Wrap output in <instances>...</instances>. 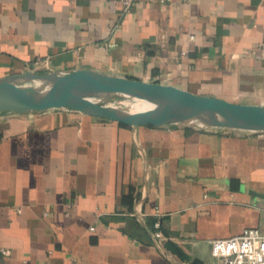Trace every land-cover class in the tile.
Returning a JSON list of instances; mask_svg holds the SVG:
<instances>
[{
    "label": "crops",
    "instance_id": "1",
    "mask_svg": "<svg viewBox=\"0 0 264 264\" xmlns=\"http://www.w3.org/2000/svg\"><path fill=\"white\" fill-rule=\"evenodd\" d=\"M47 58L264 106V0H0V81ZM249 228L264 130L0 114V264H216L209 241Z\"/></svg>",
    "mask_w": 264,
    "mask_h": 264
},
{
    "label": "water",
    "instance_id": "2",
    "mask_svg": "<svg viewBox=\"0 0 264 264\" xmlns=\"http://www.w3.org/2000/svg\"><path fill=\"white\" fill-rule=\"evenodd\" d=\"M92 96L161 101L167 104L168 109L134 114L130 113L129 108L96 103L91 100ZM180 107H189L200 113L197 117L199 120H227L226 123H214L213 126L264 130V106L202 96L176 86L134 80L95 69L48 73L29 71L0 81V114L45 113L51 109H64L134 126L176 125L208 129L194 122L189 123L186 115L178 113Z\"/></svg>",
    "mask_w": 264,
    "mask_h": 264
},
{
    "label": "built area",
    "instance_id": "3",
    "mask_svg": "<svg viewBox=\"0 0 264 264\" xmlns=\"http://www.w3.org/2000/svg\"><path fill=\"white\" fill-rule=\"evenodd\" d=\"M162 3H172V0H160ZM193 1V0H187ZM134 0H122L125 9L133 4ZM37 69L46 70V73L53 72L50 59L38 60ZM22 212V209H18ZM158 229L155 233L156 238L164 239L161 231V224L156 223ZM212 256L216 264H264V231L260 228H249L244 230L241 235L227 239L209 241ZM1 252L5 256H10L12 250L2 248Z\"/></svg>",
    "mask_w": 264,
    "mask_h": 264
},
{
    "label": "rangeland",
    "instance_id": "4",
    "mask_svg": "<svg viewBox=\"0 0 264 264\" xmlns=\"http://www.w3.org/2000/svg\"><path fill=\"white\" fill-rule=\"evenodd\" d=\"M91 100L104 104L107 103L110 106L114 107H122V108H136L139 110L143 111H155L157 109H161L162 111H167L168 107L167 104H164L161 101H155V100H149V101H144V102H139L138 100H133V99H127V98H121V97H116V98H107L104 96H92ZM144 108V109H143ZM220 118L217 119H208V120H199V118H195L189 123H195L196 125L199 126H204L208 127V129H242V130H248V131H255V130H260V129H255V128H243V127H225V126H213L214 123H221Z\"/></svg>",
    "mask_w": 264,
    "mask_h": 264
},
{
    "label": "bare ground",
    "instance_id": "5",
    "mask_svg": "<svg viewBox=\"0 0 264 264\" xmlns=\"http://www.w3.org/2000/svg\"><path fill=\"white\" fill-rule=\"evenodd\" d=\"M139 102H144L143 100H138ZM144 109V108H143ZM129 111L130 113H140L142 112L143 110H139V109H136V108H129ZM178 113L180 115H186L187 116V119H188V122L192 121L193 119L197 118L199 116V114L192 108H189V107H180L178 109ZM221 123H226V119L224 118H220L219 119ZM218 123V122H217Z\"/></svg>",
    "mask_w": 264,
    "mask_h": 264
},
{
    "label": "trees",
    "instance_id": "6",
    "mask_svg": "<svg viewBox=\"0 0 264 264\" xmlns=\"http://www.w3.org/2000/svg\"><path fill=\"white\" fill-rule=\"evenodd\" d=\"M166 248L172 252L174 255L178 256L181 260H188L189 257L179 248L174 242H167ZM192 264H203L202 262L195 260L192 262Z\"/></svg>",
    "mask_w": 264,
    "mask_h": 264
}]
</instances>
